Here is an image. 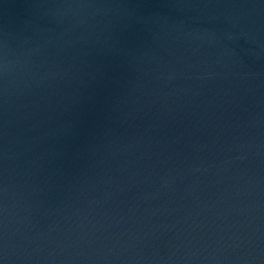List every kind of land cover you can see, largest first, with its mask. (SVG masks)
Segmentation results:
<instances>
[{
    "label": "water",
    "instance_id": "water-1",
    "mask_svg": "<svg viewBox=\"0 0 264 264\" xmlns=\"http://www.w3.org/2000/svg\"><path fill=\"white\" fill-rule=\"evenodd\" d=\"M0 264H264V0H0Z\"/></svg>",
    "mask_w": 264,
    "mask_h": 264
}]
</instances>
